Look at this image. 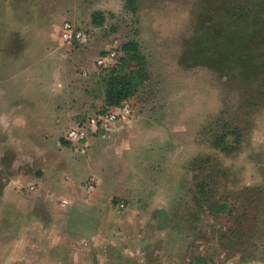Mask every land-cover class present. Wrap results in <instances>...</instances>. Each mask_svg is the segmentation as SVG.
<instances>
[{
	"label": "rangeland",
	"instance_id": "rangeland-1",
	"mask_svg": "<svg viewBox=\"0 0 264 264\" xmlns=\"http://www.w3.org/2000/svg\"><path fill=\"white\" fill-rule=\"evenodd\" d=\"M126 5L127 0H0V25H31L44 34L68 20L90 35L77 45L43 41L39 35L30 37L33 46L6 48L19 55L30 50L31 57L24 58L30 61L50 45L64 59L71 57L63 63L62 82L72 121L62 137L104 107L97 61L88 70L78 59L118 53L131 41L145 57L149 80L131 100L132 115L89 144H72L69 153L80 176L88 173L84 194L93 192L92 197L101 183L89 174L91 150L100 148L96 168L109 165L106 178L114 179L111 187L117 195L106 197L112 216L107 226L116 232V242L106 245L126 249L121 264H192L195 257L203 264L264 261V0H134L135 11ZM14 6L16 12H4ZM95 12L104 19L101 27L93 26ZM34 83L23 87L30 90ZM225 130L241 134L229 154L214 143ZM229 141L234 144V137ZM36 170L27 169L25 176ZM92 180L95 190L89 191ZM206 182L213 185L208 197L201 192ZM217 197L233 211L216 216L203 208ZM81 215L60 224L64 244L58 247L64 264H72L71 247L80 255L89 248L109 249L94 239L74 242L67 236L66 229L92 226L99 231L104 225L100 216L87 221ZM8 221L0 222V264L55 263L41 262L50 255L37 254L31 256L36 263H26L22 244L10 253L11 238L23 240L24 227L18 222V235L7 234Z\"/></svg>",
	"mask_w": 264,
	"mask_h": 264
},
{
	"label": "crops",
	"instance_id": "crops-1",
	"mask_svg": "<svg viewBox=\"0 0 264 264\" xmlns=\"http://www.w3.org/2000/svg\"><path fill=\"white\" fill-rule=\"evenodd\" d=\"M4 9L6 14L9 11L16 12V6ZM30 27L31 25H16L10 21L9 25H0V222H9L11 219L12 224L6 226L7 234H15L16 231L18 235V222H22L24 227L23 240L20 241L17 236L11 238L8 244L10 253L18 252L22 244L23 255H28L26 263L33 254H37V258L40 255H50L49 258H41V262L52 259L54 264H64L62 251L58 247L64 244L60 224L64 221L69 224L74 215L82 214L87 221L100 216L103 227L100 226L99 231L92 226L89 230L86 226V230L82 227L80 231L72 232L66 229V235L73 238L74 242L79 239H94L98 243H105L109 249L99 251L98 248H89L88 251H81L80 255L71 247L67 250L73 258L72 264H121L120 259L126 256V249L120 245H106L116 242L113 236L116 232L109 228L112 221L111 203L106 199L110 193L117 195L113 189L115 187H111L114 179L106 178L109 176V165L96 168L95 161L100 148L91 150L93 173L89 174L95 176L101 185L96 193L98 196L92 197L90 195L93 192L90 194L87 191L84 194L88 173L80 176L76 162L71 161L72 157L69 156L72 144H65V135L62 137L63 130L71 126L69 120L72 121L68 117V106L65 105V102H70V97L64 91L62 82L63 63L68 62L71 57L64 59L57 47L52 45L49 48L47 46L44 54L33 61L24 59L31 57L30 50L21 55L8 53V46L35 45L30 37L39 35L44 37L43 41L55 42L58 39L57 41L62 42L61 26L44 34H40L39 30L35 32ZM41 28L42 26L39 29ZM78 54L76 53L80 56ZM97 57L77 61L88 70H94ZM22 61L26 62L23 66L20 65ZM46 69H49L48 72ZM33 80L36 87L26 90L23 85ZM30 129L31 132L28 131ZM132 131L135 132V128L132 127ZM129 144L131 148V141ZM29 168L31 171L37 170L31 176H25ZM39 170L41 174L36 175ZM12 173L19 176H11ZM99 173L103 174L102 178L98 176ZM23 190L27 192L21 193ZM63 200L69 203L68 207H62L60 202ZM102 209L106 210L105 214ZM102 254H107L110 261L105 260ZM37 258L32 257L31 261L36 263ZM240 264H264V261L248 260Z\"/></svg>",
	"mask_w": 264,
	"mask_h": 264
},
{
	"label": "trees",
	"instance_id": "trees-1",
	"mask_svg": "<svg viewBox=\"0 0 264 264\" xmlns=\"http://www.w3.org/2000/svg\"><path fill=\"white\" fill-rule=\"evenodd\" d=\"M126 7L135 11L134 0H127ZM93 21L95 26H103L104 19L100 12L93 14ZM77 45V44H75ZM119 57L113 67L102 70V96L104 107L102 112H107L110 109L121 106L125 101L133 98L139 89L149 80V74L144 68L145 57L141 54L139 45L135 41L127 42L118 50ZM137 68L129 69V66ZM234 137V144L229 141V137ZM241 134L237 131H222L215 139L214 143L224 153L233 152L240 142ZM65 144H70L65 141ZM206 182L202 187L201 192H211L213 185ZM205 197H203L204 200ZM202 206V205H201ZM212 215H225L233 211L230 205L223 197H217L216 203L205 204L203 206ZM192 264H203L199 258H194Z\"/></svg>",
	"mask_w": 264,
	"mask_h": 264
},
{
	"label": "built area",
	"instance_id": "built-area-1",
	"mask_svg": "<svg viewBox=\"0 0 264 264\" xmlns=\"http://www.w3.org/2000/svg\"><path fill=\"white\" fill-rule=\"evenodd\" d=\"M90 35L87 31L77 27L72 22L66 20L61 25V39L62 42L69 45L83 44ZM119 54L114 51L106 55L100 56L97 60V71L101 75L102 70L107 69L113 63ZM102 72V73H101ZM134 112L133 103L125 101L121 106L110 109L107 112H99L95 116H90L86 123H81L78 126L69 129L65 133V140L70 144H89L90 140L100 135L102 131L109 130L113 125L127 120ZM94 180L88 185L89 191L95 190ZM62 207H66L68 202L63 200Z\"/></svg>",
	"mask_w": 264,
	"mask_h": 264
}]
</instances>
